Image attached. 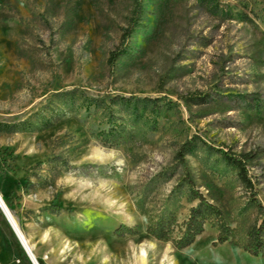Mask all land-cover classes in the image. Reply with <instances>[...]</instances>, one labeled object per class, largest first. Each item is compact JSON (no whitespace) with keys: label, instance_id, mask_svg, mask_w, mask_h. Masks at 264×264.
I'll list each match as a JSON object with an SVG mask.
<instances>
[{"label":"rangeland","instance_id":"1","mask_svg":"<svg viewBox=\"0 0 264 264\" xmlns=\"http://www.w3.org/2000/svg\"><path fill=\"white\" fill-rule=\"evenodd\" d=\"M134 4L0 0L2 199L39 264H264L239 246L264 213L222 157L262 151L264 205V0ZM190 190L232 242L207 222L176 246ZM0 260L31 264L1 210Z\"/></svg>","mask_w":264,"mask_h":264},{"label":"trees","instance_id":"2","mask_svg":"<svg viewBox=\"0 0 264 264\" xmlns=\"http://www.w3.org/2000/svg\"><path fill=\"white\" fill-rule=\"evenodd\" d=\"M141 3L142 0H135L130 22H133L139 14ZM115 53V51L110 53L108 61L114 59ZM194 138L195 137H192L190 140H186L180 146V149L176 154V157L180 161H183L184 155L193 146ZM261 153V150L242 152L238 155L222 152L223 159L236 170L241 185L249 193L250 200L259 214L264 213V205H262L257 199V190L255 183L251 180L248 174V166L255 163L259 159ZM186 182L190 184L191 180L186 179ZM189 196L191 200H197V204L190 208L189 216L186 221H184L183 228L180 231L181 234L174 240L176 246L183 248L190 245L195 237L201 233L204 224L207 222L218 226L219 232L216 238L217 244L232 242L233 239L229 238V227L224 222L220 210L215 205L209 203L197 190H190ZM147 230L156 238H168L169 228H167L166 223L163 221L150 223ZM239 246L243 251L252 256L264 253V218L261 219L259 224L254 223L248 227L245 237L239 242Z\"/></svg>","mask_w":264,"mask_h":264},{"label":"bare ground","instance_id":"3","mask_svg":"<svg viewBox=\"0 0 264 264\" xmlns=\"http://www.w3.org/2000/svg\"><path fill=\"white\" fill-rule=\"evenodd\" d=\"M0 198L2 199L1 194H0ZM2 201H3V203L5 204V202H4L3 199H2ZM5 206L7 207L6 204H5ZM7 208H8V207H7ZM0 210H1V212H2V214H3V216H4V218H5V220L8 222L9 226L11 227V230L13 231L14 235L16 236V238H17L18 242L20 243L22 249L24 250V252H25V254H26V251H25V248H24V244H23L21 241H19V239H18V235H17V232H16V228H15V226L18 228V230L20 231V235L23 236L25 243L28 245L25 236L23 235V233H22L21 230L19 229V227H18L16 221L14 220V218L12 217L11 213L9 212V214H7L6 211L3 209L1 203H0ZM8 211H9V210H8ZM9 215H10V216H9ZM11 219L14 221L15 226H14V224H13V222H12ZM28 247L31 248L29 245H28ZM30 250H31V249H30ZM31 252H32V250H31ZM32 254L34 255L33 252H32ZM34 257H35V255H34ZM35 258H36V257H35ZM29 260H30V259H29ZM30 262H31V261H30Z\"/></svg>","mask_w":264,"mask_h":264},{"label":"water","instance_id":"4","mask_svg":"<svg viewBox=\"0 0 264 264\" xmlns=\"http://www.w3.org/2000/svg\"><path fill=\"white\" fill-rule=\"evenodd\" d=\"M0 203H1L2 207H3V209L6 211V213L9 214L8 208L5 206V204L3 203V201H2L1 198H0ZM12 222L14 224V221L13 220H12ZM14 226H15V224H14ZM15 228H16V232H17V235H18V239H19V241H21L24 244V248H25V251H26V256L28 257V259H30L31 264H39L38 261H37V259L32 254L30 248L25 243L23 236L20 235V231L18 230V228L16 226H15Z\"/></svg>","mask_w":264,"mask_h":264},{"label":"crops","instance_id":"5","mask_svg":"<svg viewBox=\"0 0 264 264\" xmlns=\"http://www.w3.org/2000/svg\"><path fill=\"white\" fill-rule=\"evenodd\" d=\"M1 261V260H0Z\"/></svg>","mask_w":264,"mask_h":264}]
</instances>
